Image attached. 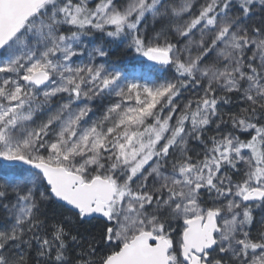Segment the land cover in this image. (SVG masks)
Returning <instances> with one entry per match:
<instances>
[{"label":"snow or ice","instance_id":"6c2138e0","mask_svg":"<svg viewBox=\"0 0 264 264\" xmlns=\"http://www.w3.org/2000/svg\"><path fill=\"white\" fill-rule=\"evenodd\" d=\"M0 264H264V0H0Z\"/></svg>","mask_w":264,"mask_h":264},{"label":"trees","instance_id":"16d2710c","mask_svg":"<svg viewBox=\"0 0 264 264\" xmlns=\"http://www.w3.org/2000/svg\"><path fill=\"white\" fill-rule=\"evenodd\" d=\"M111 59L113 60L120 59L121 63L124 64H131L133 62V58L131 56H123V54L119 49L113 52Z\"/></svg>","mask_w":264,"mask_h":264}]
</instances>
